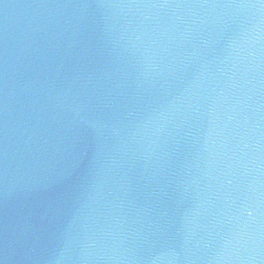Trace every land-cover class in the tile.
<instances>
[{
	"label": "water",
	"instance_id": "obj_1",
	"mask_svg": "<svg viewBox=\"0 0 264 264\" xmlns=\"http://www.w3.org/2000/svg\"><path fill=\"white\" fill-rule=\"evenodd\" d=\"M0 264H264V2L0 0Z\"/></svg>",
	"mask_w": 264,
	"mask_h": 264
},
{
	"label": "snow or ice",
	"instance_id": "obj_2",
	"mask_svg": "<svg viewBox=\"0 0 264 264\" xmlns=\"http://www.w3.org/2000/svg\"><path fill=\"white\" fill-rule=\"evenodd\" d=\"M262 2H264V0H262Z\"/></svg>",
	"mask_w": 264,
	"mask_h": 264
}]
</instances>
